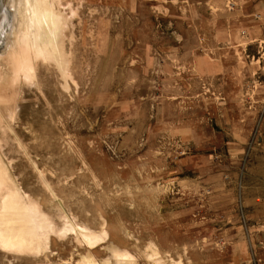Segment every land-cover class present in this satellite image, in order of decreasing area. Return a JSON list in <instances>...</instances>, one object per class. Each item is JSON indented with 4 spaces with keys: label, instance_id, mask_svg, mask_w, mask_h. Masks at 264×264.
I'll use <instances>...</instances> for the list:
<instances>
[{
    "label": "rangeland",
    "instance_id": "rangeland-1",
    "mask_svg": "<svg viewBox=\"0 0 264 264\" xmlns=\"http://www.w3.org/2000/svg\"><path fill=\"white\" fill-rule=\"evenodd\" d=\"M13 1L0 0V228L14 188L51 228L39 251L0 239V264H264V0H50L49 58ZM194 54L232 77L195 78Z\"/></svg>",
    "mask_w": 264,
    "mask_h": 264
},
{
    "label": "bare ground",
    "instance_id": "bare-ground-1",
    "mask_svg": "<svg viewBox=\"0 0 264 264\" xmlns=\"http://www.w3.org/2000/svg\"><path fill=\"white\" fill-rule=\"evenodd\" d=\"M22 1L24 2V0H14L11 4V7L6 4V8L11 10L16 9L22 5ZM25 3L27 12L29 13V23L27 26L30 28V30H28L24 36L26 45H28L31 49H34L35 53L44 58L59 57L61 52L58 47V37L60 33V26L62 25L61 17L56 12V10L52 8L50 0H25ZM19 193V189L14 188L12 191H8V197L5 198V208L7 210L4 209L6 210V214H4L7 216V219L5 220L7 223L5 230H1L0 228V239L5 240L4 238H6L11 244L13 243L12 246H23L24 248L29 247L30 249L39 251L42 249V243L44 242L43 239L45 238L41 237V232L42 230H45V227L51 228V224H47V221L43 220L42 216L39 214L40 208L36 207L35 210L34 208L31 210L29 205L32 204L29 203L27 206L24 203L26 199L23 201L22 197L20 196L21 194ZM28 201L30 202V200ZM45 218L46 216L44 219ZM39 222L40 225H38ZM75 226H70L65 230L75 234H78L79 230L84 242L92 251L100 248V246L104 244L105 240L103 237H101L103 235L99 236L87 230L86 228H79ZM48 239L49 238L47 237L46 241ZM5 243H7L6 240ZM114 257L117 259H122L128 258V255L114 251ZM87 262L88 264H99L92 258L87 259Z\"/></svg>",
    "mask_w": 264,
    "mask_h": 264
},
{
    "label": "crops",
    "instance_id": "crops-1",
    "mask_svg": "<svg viewBox=\"0 0 264 264\" xmlns=\"http://www.w3.org/2000/svg\"><path fill=\"white\" fill-rule=\"evenodd\" d=\"M199 54H194L190 66L193 71V75L195 78L200 80H215V79H222L225 81L227 77H232V67L230 63H228L224 59H213L208 55V60L206 61L207 64L199 65V59L197 58Z\"/></svg>",
    "mask_w": 264,
    "mask_h": 264
}]
</instances>
